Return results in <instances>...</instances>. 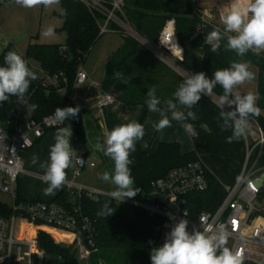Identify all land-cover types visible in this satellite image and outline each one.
Masks as SVG:
<instances>
[{
    "label": "trees",
    "instance_id": "1",
    "mask_svg": "<svg viewBox=\"0 0 264 264\" xmlns=\"http://www.w3.org/2000/svg\"><path fill=\"white\" fill-rule=\"evenodd\" d=\"M185 2L184 11L164 12L159 0H135L134 8L126 9V14L138 32L151 42L157 41L169 19H175L176 35L184 47V57L179 61V65L189 76L204 72L211 79L216 70L228 68L233 62L249 63L250 67L256 70L257 106L261 109L260 116L252 117L264 131V51L257 55L249 50L241 57L235 51L225 50L224 46L227 43L225 38L221 41L218 52H212L210 45L205 43V37L217 28L196 18L197 12L192 0ZM60 3L64 9L62 30L67 34L66 43L29 45L26 55L22 58L31 70L32 62H35L50 74L64 71L71 84L77 67L86 61L92 47L102 36L98 24L101 15L92 12L81 0H60ZM197 28L202 32L191 39ZM220 31L223 33L222 30ZM122 35L123 43L108 62L101 87L106 92L119 88L122 93L116 96V99L123 102L128 114L135 105L141 104L148 109L147 92L157 83L158 61L138 41ZM4 58L2 54L0 67L6 66ZM114 70L123 73L121 79L113 75ZM222 93L223 89L219 85L213 89V94L217 97ZM26 95L29 103L35 106L33 117L38 120L53 113L56 107L67 105L65 96L53 88L37 85L34 80ZM16 99L17 97L12 96L8 101L0 104V124H8L9 114L15 108ZM173 101L177 102L175 99ZM159 107L163 108L164 104ZM82 111L80 109L78 117L82 116ZM192 111L195 112L197 119L189 118L187 123L192 124L195 133L193 151L183 154L179 143L161 142L157 151L150 154L149 148L137 141L135 151L130 154V159L133 161L130 168L134 186L147 196L154 180L166 176L174 168L201 159L207 166V189L191 193L178 202L179 206L188 210L190 217L197 218L202 212L214 211L225 197V185H232L236 181L245 157V139L243 136L232 143L226 141L231 131H221L219 126L222 123L219 119L221 109L207 95L201 98ZM145 117L146 114H143L139 123L143 124ZM75 119L66 120L65 125L73 124L74 133L78 135L80 141H84L83 127L81 124H74ZM259 165H264V150ZM53 200L69 202L70 194L64 190ZM260 200H264V187L261 190ZM105 202L116 210L109 217L98 216L97 212ZM159 202L162 203L161 200ZM79 204L95 226L94 242L97 250L91 256V264H151V249L163 245L157 241L156 234L158 223L162 218L153 220L144 210L119 204L109 195L91 198L82 194ZM8 211L0 202V214L6 215ZM57 236L64 237L63 234ZM38 242L53 259V264H80L72 249L56 243L48 232L41 231Z\"/></svg>",
    "mask_w": 264,
    "mask_h": 264
},
{
    "label": "built area",
    "instance_id": "2",
    "mask_svg": "<svg viewBox=\"0 0 264 264\" xmlns=\"http://www.w3.org/2000/svg\"><path fill=\"white\" fill-rule=\"evenodd\" d=\"M92 11L101 15L98 21L100 35L109 32L129 36L175 70L183 69L179 65L184 57V47L176 35L175 19H169L156 42H151L141 35L126 14L123 0H81ZM202 30L191 36L195 38ZM64 50V49H63ZM39 66V65H38ZM34 72L33 65H31ZM35 83L45 88H53L67 98L66 107L79 106L77 98L89 75L82 65L77 67L73 83L70 84L64 71L50 74L40 66L37 69ZM93 90V91H92ZM95 96L96 118L101 119L104 137L108 132L105 109L117 102L116 96L106 92L98 83H92L85 90V97ZM29 105L32 113L27 115L24 106ZM80 109L83 110L79 106ZM35 106L29 103L27 95L16 99L15 108L11 111L8 124H0V194L6 196L0 202L9 210L0 214V264H53V259L42 249L38 242L41 231L65 234L83 246L85 254L97 250L94 242L95 226L84 214L79 198L85 194L91 198L109 195L100 189H93L76 183L74 179L85 169H93L96 162L84 152H77L83 164H75L72 180L64 183L70 194L69 202L23 200L18 191L19 180L24 173L21 153L31 149L47 131L63 128V123L54 119V112L38 120L33 117ZM227 110V109H226ZM74 124H81L77 117ZM249 135L245 139V157L241 171L232 185H225V197L214 211L202 212L197 218L178 205L181 198L205 191L208 187L207 166L199 159L172 169L166 176L151 183V189L143 200L135 197L125 198L117 203L127 207L144 210L153 220L162 218L157 229V241L165 242L166 233L180 219L188 221V227L204 232L211 227L213 231L224 226L229 237L226 246L232 251H241L244 264H264V216L260 210V194L264 187V165L259 159L264 150V131L254 117H249ZM74 142L80 139L76 133ZM45 181V174L40 176ZM159 200L162 201L159 202ZM166 204V205H163Z\"/></svg>",
    "mask_w": 264,
    "mask_h": 264
},
{
    "label": "clouds",
    "instance_id": "3",
    "mask_svg": "<svg viewBox=\"0 0 264 264\" xmlns=\"http://www.w3.org/2000/svg\"><path fill=\"white\" fill-rule=\"evenodd\" d=\"M58 2L59 0H16L17 4L27 8L37 5L49 7ZM220 19L224 25L223 33L219 29H214L205 37V43L210 45L212 52H218L221 41L225 38L227 40L225 50L235 51L238 56L246 55L249 50L257 55L264 51V0H232L230 8ZM42 35L51 37L54 35V29L48 27ZM4 63L6 66L0 67V104L12 96L18 99L25 97L31 82L37 79L36 73L16 52H8ZM113 75L121 79L123 73L114 70ZM253 78L254 73L250 71L249 63L233 62L228 68L216 70L211 79L204 72L194 73L185 78L175 91L174 98L179 105L191 109L203 96L211 97L213 89L219 85L223 89L217 101L221 109L219 119L222 121L219 126L221 131H231L226 141L232 143L247 134L249 117L261 115V109L257 106L258 95L252 91L241 94L236 90L237 86ZM147 97L149 111L159 112L162 117L153 125L158 132L171 127L173 120L184 122L189 118L197 119L193 111L185 114L184 111L178 110V104L173 99L164 101L163 108L159 107L161 100L156 96L155 89L149 90ZM79 112V106L56 107L53 116L56 121L63 123L78 117ZM182 126L186 132L195 134L192 124L183 123ZM71 134L65 128H58L55 143L50 148L49 161L40 164L42 168H46L45 181L48 187L43 190L45 195L54 194L55 190L66 182V169L75 164H83V159L70 144ZM105 135V143L102 144L97 138L94 147L96 151L102 152L114 162V170L111 173L105 171L101 179L104 182L111 181L115 185L109 196L123 202L125 198L135 197L140 191L134 187L130 168L133 161L130 154L135 151L136 142L143 139L145 129L141 123L133 120L114 127ZM31 162L38 163L39 157L33 155ZM115 210L105 202L97 215L109 217ZM228 237L224 226L215 231L208 227L204 232L196 229L189 232L188 221L180 219L170 232L166 233L163 245L151 249V264H244L242 252L232 251L226 246Z\"/></svg>",
    "mask_w": 264,
    "mask_h": 264
},
{
    "label": "rangeland",
    "instance_id": "4",
    "mask_svg": "<svg viewBox=\"0 0 264 264\" xmlns=\"http://www.w3.org/2000/svg\"><path fill=\"white\" fill-rule=\"evenodd\" d=\"M170 1L174 4L175 1H177V3L183 2V0ZM231 2V0H192L194 8L198 7L201 9H208L211 12L212 10L218 12V8H220L223 13L230 8ZM63 15L64 9L60 3V0L58 3L49 7L37 5L31 8L23 7L17 4L16 0H0V56L7 48H9V52H16L22 57L26 55L29 45H64L66 43L67 34L64 30H62L64 24ZM196 18L200 19L203 23L205 22V24H208V19H205L202 15L199 16L198 13ZM213 24V26L217 29L224 31V25L219 16H217V18L213 21ZM48 27H52L54 29V35L51 37H45L42 35V32ZM199 29L200 28H197L195 33L198 32ZM17 35L24 36V38H22L17 44L12 43L11 39ZM120 44L121 35L119 33L109 32L103 34L98 39V41L92 47L90 53L87 55L86 61L82 64L86 72L90 74L89 81L83 86L84 90H86L92 83H98L99 85L102 84L106 63L113 51L119 48ZM32 65L36 75H40V72L37 70L39 68L38 64L32 62ZM176 71L179 74L185 76V78L189 77V75L182 70ZM250 71L254 73V78L251 81H247L244 84L237 86L236 90L241 92L243 88L245 90V88L247 87L248 91H254V93L256 92V70L253 67H250ZM78 105L82 108H85V111H82L81 125L84 127L86 140L90 137L91 141H97V138H99L100 142L104 144L106 139L104 136H102V138L99 137L96 126L97 122L101 120L99 119L98 121V119L95 117V115H98V112L94 110L92 113H88L87 111L92 105H88L85 103V101H82L80 99L78 100ZM23 110L27 115H30L32 113L31 107L27 104L24 106ZM64 128L72 133L70 136L71 146L74 147L75 144H79L78 146L81 148V150H83L84 147L82 145V142H74L73 140V124H67ZM101 132H104L102 126ZM52 138L53 137L49 136V138H47V140L45 141L42 147L43 154L50 153V148L54 142V138ZM249 139L252 142V137H250V135ZM90 147L91 148L90 152L88 153V157L103 154L102 152L96 151L95 147L92 144ZM81 152H84V150ZM107 159L109 160V163L106 164V167L111 173L114 170V162L109 157H107ZM40 161L41 160H39V162L36 164H32L31 161H26L24 159L22 160L25 171L30 174L33 173L37 175V178L31 177L30 174L23 175L22 193L25 198L42 199L43 197L47 196L44 194L43 190L48 187V184L38 179V176H42L46 172H39L37 170L40 167ZM65 171L66 175L69 174L68 169H66ZM88 184L92 185L93 182L90 181ZM143 197L144 195L141 191L137 192V195L135 196V198L139 200H143ZM0 198L6 199V196L0 194ZM259 206L264 216V200H260ZM188 231L192 232L193 229L188 227ZM57 234L59 233L51 234L56 243L65 247H70L75 253V256L80 264H91V256L93 252L89 255H86L83 246H80L77 240L73 241L71 237L65 234H63L64 237L59 238Z\"/></svg>",
    "mask_w": 264,
    "mask_h": 264
},
{
    "label": "crops",
    "instance_id": "5",
    "mask_svg": "<svg viewBox=\"0 0 264 264\" xmlns=\"http://www.w3.org/2000/svg\"><path fill=\"white\" fill-rule=\"evenodd\" d=\"M159 2L161 4V8L164 12L170 11V10L184 11L186 8L185 0H183V2H178V3H177V1H175V4H177V5H175L174 3H171L170 0H159ZM123 3H124L125 10L126 9H133L135 6V0H123ZM196 8L197 7H195V10H196ZM218 12H219V14H218ZM218 12H215L214 10H212L213 17L210 19L207 18L206 16H204L203 14H200L198 12L197 13L199 16L202 15V16H204L205 19H208L207 23L209 25L213 26L214 25L213 21L217 18V16L221 17V15L223 14V11L220 8H218ZM113 33H118V32H113ZM119 34L121 35V44L119 46V48H120L122 43H123V35L121 33H119ZM117 50L113 51V53L109 57V60L106 63L104 78L106 75L107 64L110 61V59L112 58L113 54ZM150 53L158 61L157 62L158 63V75H157L158 80H157L155 87H150L149 90L155 89L156 96L161 100V104H164V101H166L168 99H173V100L175 99L174 93L177 90L179 84L185 79V77L183 75L179 74L174 68H172L171 66L166 64L164 61H162L160 58H158L152 52H150ZM88 75L90 78L89 73H88ZM180 77L182 78V80H180ZM114 91H117V92H114ZM110 92L112 94H114L115 96H118L122 93V91L119 88H113V89H111ZM247 92H248V89L246 87L245 90L243 88V90L241 91V94H246ZM252 92H254V91H252ZM79 99L82 101H85V103L88 105H92L88 109V111H87L88 113H92L94 110H96V108H95V103H96L95 96L85 97V90L82 89L78 95L77 104H78ZM147 99H148V97H147ZM177 104H178V102H177ZM83 110L85 111L84 107H83ZM178 110L184 111L186 114L188 111H192V108L189 109L185 106L178 104ZM143 114H146L145 120L142 124L144 126V129H145V135H144L143 139L139 140L138 142L142 145L147 146L149 148L150 154H154L157 151L158 146L161 142H177V143H179L181 153H183V154L189 153V152L194 150L195 144H194V140H193V134L186 132L184 127L182 126L183 123H187L188 119L184 122H177V121L173 120L171 127L165 128L164 130L158 132L153 128V125L155 123H158V121L162 118L161 114L159 112L149 111V109H146V107L144 105H141V104L135 105L134 107H132V109L130 110V112L128 114L126 113L123 102H121L119 100H117V102L114 105L107 107L105 109V118H106V122L108 125V131H111L116 126H119L121 124H126L128 122L133 121V120L139 123L141 116ZM168 115H169V118H171L170 113ZM95 117H96V115H95ZM96 126H97L99 137L102 138V136H104V135L101 132L100 122H97ZM56 131L57 130L47 131L46 134L40 140H38L31 149H28V150L23 151L21 153V159L22 160L24 159L26 161H31L32 156L36 155L39 157V160H41L40 164L48 162L49 161V153L43 154L42 153V147H43L45 141L47 140V138H49V136L54 138V139L52 138L54 140L53 144L55 143ZM73 131H74V129H73ZM83 131H84V127H83ZM84 137H85V131H84ZM52 139H50V140H52ZM80 142H82V145L84 147V149H83L84 153L88 157V153L90 152V148H91L90 146H91V144L94 146L96 141H91V139L89 137V138H87V140L85 138L84 141H80ZM78 145L79 144L74 145V147H73L74 150H76L77 152L83 151V150H81V148ZM88 158H90L96 162V167L93 169H89V168L85 169L81 173L80 176H78L74 179L73 178L74 166H70L68 168L69 174L66 175V181L74 179V181L76 183L83 184L84 186H86L88 188L100 189V190H104L106 192H110V191L114 190L115 185L112 184L111 181L104 182L101 179V176L105 171H108L110 173L109 169L106 167V164L109 163L107 156H105L104 154H100L98 156H91ZM23 169H24V165H23ZM37 170L39 172H44V171H46V168H42L40 166ZM25 174H30V173L26 172L24 169V173L22 174V176L19 180V184H18L19 195H20L21 199H23V200L50 201V200H53L60 192L65 190V186L63 184L59 189L55 190L54 194L47 195L46 197H43L42 199L25 198L23 196V193H22V178H23V175H25ZM30 175H31V177L37 178L36 174L32 173ZM38 179H40V176H38ZM92 179H93V181H92ZM90 181L93 182L92 185L88 184ZM42 182H44V181H42ZM44 183H46V182H44Z\"/></svg>",
    "mask_w": 264,
    "mask_h": 264
},
{
    "label": "water",
    "instance_id": "6",
    "mask_svg": "<svg viewBox=\"0 0 264 264\" xmlns=\"http://www.w3.org/2000/svg\"><path fill=\"white\" fill-rule=\"evenodd\" d=\"M197 12L200 13V14H203L204 16H206L207 18H212L213 17V14L211 11H209L208 9H201V8H196ZM22 38H24V36H14L12 39H11V42L12 43H15L17 44ZM9 52V48H7L4 52H3V56L5 57L7 55V53ZM246 63V62H245ZM182 75V74H181ZM185 77V76H184ZM209 97V96H208ZM211 98L216 104H217V101H218V97L215 96L214 94H212ZM218 105V104H217ZM158 233V229H156V234Z\"/></svg>",
    "mask_w": 264,
    "mask_h": 264
}]
</instances>
